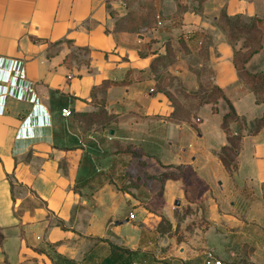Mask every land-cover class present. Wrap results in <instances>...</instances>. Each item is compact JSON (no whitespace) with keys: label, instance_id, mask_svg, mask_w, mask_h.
<instances>
[{"label":"crops","instance_id":"0c3cea01","mask_svg":"<svg viewBox=\"0 0 264 264\" xmlns=\"http://www.w3.org/2000/svg\"><path fill=\"white\" fill-rule=\"evenodd\" d=\"M198 4L130 31L114 29L116 0H0V264H205L232 242L224 264H264L246 252L264 222V126L244 131L234 171L217 155L229 103L248 126L264 114L234 63L246 37L222 17L264 21V0ZM245 66L264 70V37ZM203 80L223 90L215 105L175 95ZM176 166L202 183L159 177Z\"/></svg>","mask_w":264,"mask_h":264},{"label":"trees","instance_id":"16d2710c","mask_svg":"<svg viewBox=\"0 0 264 264\" xmlns=\"http://www.w3.org/2000/svg\"><path fill=\"white\" fill-rule=\"evenodd\" d=\"M196 1H198L199 4L194 6L193 8L196 11H199L201 10L200 3H202L204 0H196ZM122 18L123 17L117 20L116 27L114 29L118 28V30L134 31L132 29L124 28V26L121 23ZM222 18H223L224 28L228 30V36L231 40H233V33L235 32V30L238 31L239 34H242L246 37L245 46H247V48L245 50L240 49L235 51L234 63L236 68L239 70L241 76L245 79V82H247L251 86L257 99L261 100L264 98V70L257 72H250L246 69L245 64L254 55V53H258L259 50L262 48L261 35L262 32H264V21L262 19L253 18L250 19L251 23L245 25L244 27L240 23L239 25L237 24V21L242 19L240 17H235L236 20L235 22H230L229 20L232 18H229L226 15L223 16ZM182 46L183 45H181L180 47ZM78 50L85 51V49H81V48H79ZM86 53L87 51H85V54ZM222 97H224L223 90L219 87L213 86L212 89H210L204 95H202V101L207 103H212L213 105H215ZM184 110L185 108L183 106H179L178 104H175L173 117L187 116V113ZM233 123L237 124L236 129L232 128ZM263 126H264V114L261 118L259 117V119H257V121L253 125L248 126L247 119L243 116L238 115L237 112L234 110L233 105L229 103L228 111L223 115L221 121V127L227 134V143L224 146H222V148L217 152L218 157L220 158L222 164L224 165L223 167H225L227 171L232 172L236 169L237 158L240 152L241 142L243 139L242 137H244L245 135L244 131H246L247 134H256L257 132L260 131V129ZM176 167L178 171L176 170L172 172H164L159 177L163 180L167 178L182 179L186 185L191 184L192 182H194L195 185H200L202 183V181L199 179V177L197 176L196 172L192 167L190 166H176ZM2 238L3 235L0 232V240H2ZM118 250L119 252L121 251V253L129 252L124 249L121 250V248L119 247Z\"/></svg>","mask_w":264,"mask_h":264},{"label":"rangeland","instance_id":"374dc122","mask_svg":"<svg viewBox=\"0 0 264 264\" xmlns=\"http://www.w3.org/2000/svg\"><path fill=\"white\" fill-rule=\"evenodd\" d=\"M116 1H117V5L114 7V11H116L118 14L123 15L121 23L124 26V28L132 29L134 31H142L147 27H152L160 18L161 19L166 18L167 15L164 13L163 7L169 10V7L173 3V1H177V0H116ZM181 11H182V7H181ZM181 11L179 8V12H176L175 14H171V12H169L170 13L169 16L170 17L175 16L181 13ZM229 21L235 22L236 20L235 18H232ZM239 23L245 27V25L250 24L251 21L249 19L244 18V19H240L239 21H237L238 25ZM241 36L242 34H239V32L236 30L233 33V41L235 42L234 44L236 46L239 44L238 40L240 39ZM261 36L263 40L264 32H262ZM262 40H261V43H262ZM180 49H182V47H180ZM180 55H182L183 59L186 62H188L189 65L193 67L199 66V63L201 62L204 63L206 61L205 56L196 57L195 55H192V54L191 55L180 54ZM202 69H204V66L202 67ZM205 69L203 70V73L205 72ZM204 83H205L203 84L204 90L208 89L207 91H209L210 89H212L211 83H208V81L206 82V80L204 81ZM179 85L180 84L176 83V86H179ZM173 90L176 92L175 95L179 98L189 97V96L193 97L195 93L196 95L198 93V95L201 97V98L199 97L200 101L202 100V95H204L207 92L205 91V93L202 94V92H193V90L185 91V89H178L175 87H173ZM191 184H194V182H192ZM263 194H264V184H263ZM263 220H264V217L261 218L260 222H262ZM198 223H199V226L208 225L207 220L204 217L200 218L198 220ZM195 224L197 223L194 221V222H190L189 224H187V226L189 229H194L193 225ZM163 225L166 226L169 224L165 223ZM261 225H262L261 235L260 237L258 236L256 240L253 241L255 250L249 248V249H246V252H251L253 255H255L256 252L263 251L262 255L259 256V260L262 261V263H264V254H263L264 253V222H262ZM178 238L185 240V235L184 234H182L181 236L179 235ZM228 249H231L232 251L235 250V252L238 253L239 245L236 242H232L226 247L218 246L216 251H217V254H219L222 259L232 261V259L226 254V250ZM235 264H249V263L246 261L245 258H237Z\"/></svg>","mask_w":264,"mask_h":264},{"label":"built area","instance_id":"2783aa9c","mask_svg":"<svg viewBox=\"0 0 264 264\" xmlns=\"http://www.w3.org/2000/svg\"><path fill=\"white\" fill-rule=\"evenodd\" d=\"M61 114L64 116H70L71 110L69 108H64ZM130 217L134 218V214L130 213ZM204 262L205 264H224L223 260L219 258L216 253L210 250L206 253Z\"/></svg>","mask_w":264,"mask_h":264}]
</instances>
